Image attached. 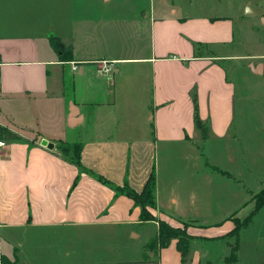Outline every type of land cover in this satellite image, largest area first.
Returning a JSON list of instances; mask_svg holds the SVG:
<instances>
[{
	"label": "crops",
	"instance_id": "0c3cea01",
	"mask_svg": "<svg viewBox=\"0 0 264 264\" xmlns=\"http://www.w3.org/2000/svg\"><path fill=\"white\" fill-rule=\"evenodd\" d=\"M102 1L0 0V135L6 142L0 149V264L1 257L39 264L44 250L47 264V256L50 262L56 255L53 242L64 264H262L264 237L252 243L243 237L264 206L240 231L236 260L225 261L234 219L243 220L253 207L247 209L241 173L217 165L214 148L205 149L207 156L202 148L238 142L235 83L223 65L242 57L227 53L233 19L183 13L179 6L118 13ZM258 20L260 29V10ZM119 22L132 23L145 46L138 38L117 53ZM53 39L66 45L67 57ZM263 57L249 56L259 61L247 71L263 75ZM95 60L113 62V71L98 74ZM59 141L80 145L79 165L60 153ZM173 155L185 161L172 166ZM235 157L228 158L232 164ZM151 175L154 219L142 221L135 201L111 185L139 192ZM158 220L191 222L186 261L175 239L147 248Z\"/></svg>",
	"mask_w": 264,
	"mask_h": 264
},
{
	"label": "rangeland",
	"instance_id": "374dc122",
	"mask_svg": "<svg viewBox=\"0 0 264 264\" xmlns=\"http://www.w3.org/2000/svg\"><path fill=\"white\" fill-rule=\"evenodd\" d=\"M178 6L183 13H196L199 15L224 14L230 16L234 21V41L227 53L241 55L239 60L223 61V65L227 69L229 78L235 83L236 99H235V131L238 142H228L230 139L219 141L214 144L210 141L202 144L204 153L205 149L214 148L211 154L212 159L225 169H235L240 174V179L246 187L247 209L254 206V198L260 189L264 188V74L253 75L247 71L248 64L257 63L259 59L248 58L251 55L264 54V27L257 29L259 22V10L264 12V0H103L102 6H115L118 13L147 11L149 6ZM129 6L131 10L128 9ZM138 9V10H137ZM137 10V11H136ZM259 26V25H258ZM117 53H126L127 47L138 42V38L145 46V41L134 33L132 23L119 22L117 24ZM66 46V45H65ZM63 45V49L65 48ZM67 49V48H66ZM130 49V48H129ZM199 51H206V48L200 47ZM209 53V50H207ZM246 58V59H245ZM260 61L264 62L263 59ZM94 65V64H93ZM236 66V68L234 67ZM240 120V121H239ZM225 148V149H224ZM240 149V152L238 151ZM235 150V151H234ZM239 152V153H238ZM238 154V155H237ZM235 161L232 164L228 159L234 156ZM180 156H170L167 162L170 165L184 162ZM217 204H215V207ZM260 217L256 219L255 225L250 227L244 233V241L252 243L254 237H264V225L259 223L263 220L264 210ZM240 218V217H239ZM262 218V219H260ZM237 219V218H235ZM239 222V219H237ZM189 223V222H186ZM257 225V226H256ZM179 227L183 228L180 222ZM231 239V250L236 243L234 235H228ZM60 242V241H59ZM264 244V239L262 240ZM40 246L46 247V239L43 238L39 242ZM55 256L50 260L47 256V264H64L62 252L57 251L55 242ZM24 254L29 252L28 244H24ZM45 251V250H44ZM40 257L39 264H46L45 252ZM87 264H94V261Z\"/></svg>",
	"mask_w": 264,
	"mask_h": 264
},
{
	"label": "trees",
	"instance_id": "16d2710c",
	"mask_svg": "<svg viewBox=\"0 0 264 264\" xmlns=\"http://www.w3.org/2000/svg\"><path fill=\"white\" fill-rule=\"evenodd\" d=\"M53 47L57 51H62L63 57L68 56V52L63 49L62 44L58 41L53 39L52 41ZM194 121L196 126L201 130L203 138L206 136V129L205 125L201 122L199 119L198 113H197V105L194 99ZM57 148L60 151V153L66 157L71 162L79 165L80 164V145L77 143H64L63 141H59L57 143ZM218 172H220L223 175L230 176L229 172L227 171H221L217 168H214ZM98 177V176H97ZM98 179L109 183L105 179L98 177ZM154 177L151 175L147 182L145 183L143 189L139 192L124 186H117V185H111L114 190H116L120 194H124L126 196L131 197L135 203L140 207V219L142 221L154 219L151 213L149 212L148 208H152L155 206V200H154ZM264 206V188L260 189L258 191V194H256V197L254 198V206L252 211L243 219L238 220L234 219L235 227L227 234V235H234L236 238V243L234 245V248L231 252V255L228 256L225 261L232 262L236 260V251H237V243L240 235V231L251 223L253 216L259 211L261 207ZM183 224V228L178 226H171L168 223H166L163 220H158V227L157 232L154 238H152L149 243L147 244V248L156 250L159 248H163L166 245L169 244V242L173 239L176 240L177 248L181 253V259L186 261L188 252L190 250V242L193 238L192 235H190L187 232V227L191 225V222L186 223L185 221L181 222ZM16 260H8L5 257H1V264H15ZM264 264V262L262 263Z\"/></svg>",
	"mask_w": 264,
	"mask_h": 264
},
{
	"label": "built area",
	"instance_id": "2783aa9c",
	"mask_svg": "<svg viewBox=\"0 0 264 264\" xmlns=\"http://www.w3.org/2000/svg\"><path fill=\"white\" fill-rule=\"evenodd\" d=\"M92 63L96 66V72L98 74H110L113 71L114 63L107 60H95L92 61ZM71 67L73 70H76L78 68V62H71ZM0 91H1V76H0ZM6 142L1 138L0 135V149L5 147Z\"/></svg>",
	"mask_w": 264,
	"mask_h": 264
},
{
	"label": "water",
	"instance_id": "95a60500",
	"mask_svg": "<svg viewBox=\"0 0 264 264\" xmlns=\"http://www.w3.org/2000/svg\"><path fill=\"white\" fill-rule=\"evenodd\" d=\"M251 67H252V66H251ZM260 69H261V67L258 65V67H257V69L255 70V72H260ZM48 147H49V148H52V147H53V144H52V143L48 144Z\"/></svg>",
	"mask_w": 264,
	"mask_h": 264
}]
</instances>
